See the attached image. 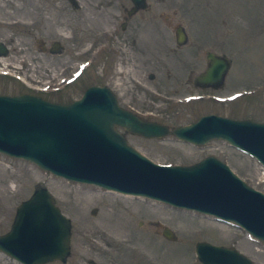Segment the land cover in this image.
Segmentation results:
<instances>
[{"label":"rangeland","instance_id":"374dc122","mask_svg":"<svg viewBox=\"0 0 264 264\" xmlns=\"http://www.w3.org/2000/svg\"><path fill=\"white\" fill-rule=\"evenodd\" d=\"M131 7L130 0H0V42L11 51L0 57V67L13 69L35 87L46 84L50 88L42 94L10 76L0 77V93H30L71 103L88 87L108 84L122 107L170 128L213 113L264 121V0H147V7L132 17L127 15ZM179 27L187 33L183 46L176 43ZM115 29H136L138 63L123 65L126 78H106V57L104 50H98L88 55H95L92 66L73 82L84 64L85 57L80 55L95 49L93 46L103 43L105 35L111 36ZM58 43L59 51L51 53ZM174 47L181 48L172 51ZM210 51L228 56L232 62L224 86L218 89L194 84L196 75L207 68ZM2 59L11 60V64ZM150 73L154 79L149 78ZM122 132L132 146L156 163L192 165L212 155L264 193V166L225 140L196 146L174 135L157 139ZM39 185L49 189L72 222L71 253L66 263L45 264H203L196 254L199 241L234 246L253 264H264V240L236 224L159 200L123 197L2 153L0 235L11 230L18 205ZM80 201L86 205L85 212ZM103 211L107 216L112 212L127 215L130 221L123 217L108 225H128L129 236L117 241L107 225L91 231L84 224V217L101 224ZM166 227L176 239L165 237ZM0 264L23 263L0 251Z\"/></svg>","mask_w":264,"mask_h":264},{"label":"water","instance_id":"95a60500","mask_svg":"<svg viewBox=\"0 0 264 264\" xmlns=\"http://www.w3.org/2000/svg\"><path fill=\"white\" fill-rule=\"evenodd\" d=\"M132 1L133 12L147 4L146 0ZM178 37L179 43L186 40L182 32ZM207 57L208 67L195 84L221 88L232 63L214 52ZM119 128L147 138L174 135L196 146L222 139L264 166V122L208 114L170 128L122 107L106 86L89 87L71 103L29 93L0 94V153L31 161L68 180L211 215L264 240V193L228 164L212 155L192 165L159 164L132 146ZM71 231V219L49 189L39 185L18 205L11 230L0 235V251L23 264L66 263ZM163 234L176 239L168 227ZM196 254L203 264H253L236 247L207 241L196 244Z\"/></svg>","mask_w":264,"mask_h":264},{"label":"flooded vegetation","instance_id":"af4514ba","mask_svg":"<svg viewBox=\"0 0 264 264\" xmlns=\"http://www.w3.org/2000/svg\"><path fill=\"white\" fill-rule=\"evenodd\" d=\"M130 1L132 2V7H131V9L127 10V15L132 17L133 15H135L136 13H138L139 11H141L143 9H139V10L133 12V9L135 8V6L133 4V1L132 0H130ZM146 3H147V0H146ZM146 7H147V4H146ZM130 12H133V13L130 14ZM178 32H182L185 35L186 40L183 43H179V41H178L179 40ZM114 36H115V38H114ZM176 37H177L176 43L178 46H183L184 44H186L187 33L184 29H181V31H179V29H176ZM0 44L4 47V50L2 47L0 48V57L1 56H9V54H11L9 45H6L4 42H0ZM114 44H117V45L114 47ZM99 45H100V48H97ZM137 45H138V37H137L136 29H121V32H118V31L116 32V29H115L114 33L111 36L106 34L103 43H96V45L93 46L95 49L92 48V49H90V51L80 55V58L85 57V59L82 60V62H84V64H82L83 69H81L79 71L80 75L78 77H76L73 82H75L76 79H78L84 73V71H86L88 69V67L92 66V63L94 62L95 55L94 56L91 55V57H89L88 55L97 53L98 50H104V54L106 57L105 62H106V66H108L106 78H111V79L126 78V67H123V65L127 64V63L128 64L129 63L137 64L138 61L140 60V58L137 57L138 52H139ZM59 48H60V44L58 43L57 45H54L50 49V52L51 53H57L59 51ZM180 48L181 47H174L171 50L172 51H179ZM121 49H122V51H120ZM43 50H45V47H43ZM208 53H207V56H208ZM87 57L90 59L88 60ZM207 60H208V57H207ZM10 62H11V60L7 59L5 61V64H11ZM80 63L81 62H79V64ZM208 63H209V61H208ZM111 66H113V69H111ZM0 70H1L0 77H10V75H8V73L13 74V69H10V68L5 69L4 67H0ZM135 70L137 71V70H139V68H135ZM198 75H196V77ZM148 76L150 79L155 78L153 73H150ZM196 77L194 78V84H195ZM104 86L110 88L108 86V84L104 85ZM196 86H198V85H196ZM198 87H200V86H198ZM37 92L45 94L46 90L41 87L40 90H38ZM0 94H4V93H0ZM191 97L193 99L201 98V96L197 97L196 95H192ZM128 110H130V109H128ZM130 111H133V110L131 109ZM133 112H135V111H133ZM135 113H137V112H135ZM137 114L140 115L143 119L149 121L148 116H145V115L143 116L140 113H137ZM120 130L125 131L123 128H120Z\"/></svg>","mask_w":264,"mask_h":264},{"label":"bare ground","instance_id":"6f19581e","mask_svg":"<svg viewBox=\"0 0 264 264\" xmlns=\"http://www.w3.org/2000/svg\"><path fill=\"white\" fill-rule=\"evenodd\" d=\"M2 61L5 62L6 60L5 59H2ZM0 72H1V70H0ZM85 72L86 71H84V73ZM82 75L79 78H81ZM109 192L110 193H115L113 191H109ZM120 195L123 196V197H132V196H129V195H123V194H120ZM80 205L82 206L81 207L82 208L81 210H83V212H85L84 210L86 209V205L84 203H82L81 201L79 202V206ZM108 216H107V212H104V211L102 212V215L99 216V218H100L99 220H100L101 224H98V223L96 224L89 217H84L83 218L85 220L84 224L87 227H89L91 231L99 230L100 228H104L107 225L106 228L109 229V230H111V234L115 235V239L117 241H119L122 237L129 236L130 229H129L128 225L126 227H118V228L115 225H113L112 223L110 225H108L109 224L108 223L109 221L112 222V220H114V219H120V218H123V217H125L126 220L130 221V219L128 218L127 215L124 216V214H117L115 212L114 213L112 212V213H109ZM127 264H129V263H127Z\"/></svg>","mask_w":264,"mask_h":264}]
</instances>
